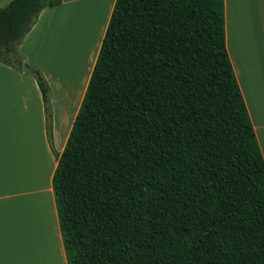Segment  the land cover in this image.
I'll return each mask as SVG.
<instances>
[{
  "label": "trees",
  "instance_id": "obj_1",
  "mask_svg": "<svg viewBox=\"0 0 264 264\" xmlns=\"http://www.w3.org/2000/svg\"><path fill=\"white\" fill-rule=\"evenodd\" d=\"M0 8V63L47 7ZM33 75L53 151L50 89ZM51 188L66 264H264V158L223 0H116Z\"/></svg>",
  "mask_w": 264,
  "mask_h": 264
},
{
  "label": "crops",
  "instance_id": "obj_2",
  "mask_svg": "<svg viewBox=\"0 0 264 264\" xmlns=\"http://www.w3.org/2000/svg\"><path fill=\"white\" fill-rule=\"evenodd\" d=\"M10 1L6 0L4 6ZM115 1L62 0L57 6L47 7L18 48L26 64L39 70L52 88L53 151L47 141L43 102L35 79L0 63V264H11L3 255L4 244L8 245V239L12 244L11 240L17 238L18 250L23 252V243L31 264H66L51 179L56 157L64 150L82 102ZM223 2L227 52L264 158V0ZM90 15L104 22L96 49L89 55L79 79V91L72 95L66 91L73 82L54 77L47 67L46 42L50 36L52 43L64 19ZM58 97L63 99L59 106ZM12 204H19L14 212L16 229Z\"/></svg>",
  "mask_w": 264,
  "mask_h": 264
},
{
  "label": "rangeland",
  "instance_id": "obj_3",
  "mask_svg": "<svg viewBox=\"0 0 264 264\" xmlns=\"http://www.w3.org/2000/svg\"><path fill=\"white\" fill-rule=\"evenodd\" d=\"M5 3L6 0H0V7L4 6ZM63 21L64 22L59 29V33L54 34L52 43L50 40V36L46 42V64L54 77L59 76L64 79L67 78L70 83L73 82L72 88L66 91L67 93H72L73 95L76 91H79V86L81 84V82L79 83V79L87 66L89 55H91L96 49L95 45L97 43V40L99 39V34L104 19H93L92 15H90L89 17L84 19H64ZM91 36H93V38ZM74 51L76 52L74 53ZM46 82L50 89L51 99L52 88L50 87L47 79ZM56 100H58V106L60 105L61 100L63 101L61 97H58ZM69 105L67 107V110L69 109ZM19 204L11 205V212L13 218L12 223L15 229L16 218L14 212L18 209ZM24 210V215H26L27 207H25ZM24 215L22 221L24 222V226H26L27 223ZM11 243L12 244H10L8 239L7 244L9 245V247L8 245L4 244L3 249V255L8 260V262L11 264H31V260H28V256L25 252V247L23 243V252L20 253V251L18 250V243H20V239H13L11 240ZM8 248H10V251H8Z\"/></svg>",
  "mask_w": 264,
  "mask_h": 264
},
{
  "label": "water",
  "instance_id": "obj_4",
  "mask_svg": "<svg viewBox=\"0 0 264 264\" xmlns=\"http://www.w3.org/2000/svg\"><path fill=\"white\" fill-rule=\"evenodd\" d=\"M21 72L24 74L35 75L37 71L34 68L28 66L25 61H22Z\"/></svg>",
  "mask_w": 264,
  "mask_h": 264
}]
</instances>
